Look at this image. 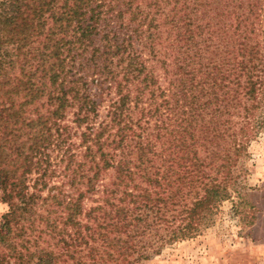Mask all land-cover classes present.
Here are the masks:
<instances>
[{
	"label": "trees",
	"instance_id": "obj_1",
	"mask_svg": "<svg viewBox=\"0 0 264 264\" xmlns=\"http://www.w3.org/2000/svg\"><path fill=\"white\" fill-rule=\"evenodd\" d=\"M261 4L0 1V264H134L201 236L264 128ZM72 108L78 196L45 218L29 175H47Z\"/></svg>",
	"mask_w": 264,
	"mask_h": 264
},
{
	"label": "rangeland",
	"instance_id": "obj_2",
	"mask_svg": "<svg viewBox=\"0 0 264 264\" xmlns=\"http://www.w3.org/2000/svg\"><path fill=\"white\" fill-rule=\"evenodd\" d=\"M261 2L260 25L264 44V0ZM262 105L256 111V116L264 113V103ZM75 110L70 109L62 123L70 127L66 143L61 147L52 145L47 150L51 164L47 175L41 176L47 164H43L41 173L34 171L29 175L30 191L40 192L42 196L36 205V211L45 218L66 214L57 200L78 196L77 187L80 185L78 181L72 185L71 176L85 152V147L81 145V132L85 130V126L77 127L73 116ZM102 112L105 115L106 112ZM24 139L27 137L21 140ZM71 155L76 156L77 163L73 165H69ZM88 166L84 170H88ZM245 168L247 173L239 184L241 195L233 194L231 200L219 206L213 224L201 236L178 242L165 248L160 255L134 264H264V128L248 144ZM38 181L40 183L35 187ZM81 188L85 189L83 186ZM99 196L91 195V198L85 199L88 207L97 205L98 202L94 200ZM2 197L0 192V226L3 215L8 211V205L2 201ZM43 238L45 241H40L41 247L45 248L49 244L54 249L57 237L53 239L44 235Z\"/></svg>",
	"mask_w": 264,
	"mask_h": 264
}]
</instances>
